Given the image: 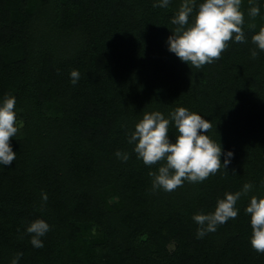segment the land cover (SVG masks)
<instances>
[{
  "label": "trees",
  "instance_id": "obj_1",
  "mask_svg": "<svg viewBox=\"0 0 264 264\" xmlns=\"http://www.w3.org/2000/svg\"><path fill=\"white\" fill-rule=\"evenodd\" d=\"M180 2L0 0V98L15 96L22 122L10 138L16 159L0 165V264L17 252L19 264H264L249 243L247 197L202 239L192 220L246 182L249 196L264 195V52L250 57L264 0L255 19L243 0L247 41H229L200 69L167 50ZM176 107L210 120L208 135L234 156L227 174L152 191L159 165L138 160L126 134L144 112ZM117 150L130 153L126 163ZM37 218L51 226L40 249L24 234Z\"/></svg>",
  "mask_w": 264,
  "mask_h": 264
},
{
  "label": "clouds",
  "instance_id": "obj_2",
  "mask_svg": "<svg viewBox=\"0 0 264 264\" xmlns=\"http://www.w3.org/2000/svg\"><path fill=\"white\" fill-rule=\"evenodd\" d=\"M172 0H154L153 7L167 9ZM243 0H181L171 23L175 26L167 37V50L181 62L195 69L202 68L221 58V54L232 43L247 41L244 30L245 13L241 10ZM247 14L251 19L260 15L259 0H249ZM255 28V25H249ZM255 46L250 50L251 59L258 58L264 52V25L251 36ZM70 82L76 85L80 72H70ZM16 98L6 93L0 98V165L7 166L16 159L10 138L18 134L22 122L17 120L15 111ZM176 129L174 139L169 137V127ZM212 128L196 112L185 107H176L166 117L160 111L144 112L142 118L127 135V143L132 145V152L145 166L159 165L156 171L148 174L152 178V191H174L185 181L202 183L210 175H215L231 164L234 153L224 150L221 143L213 140L208 132ZM114 155L121 162H127L130 153L117 150ZM223 157V162L221 158ZM235 175V171H233ZM254 184L246 182L240 190L225 192L218 197L211 212H198L192 216L197 225L196 238L202 239L208 233L215 232L219 225L235 219L240 209L237 206L242 197L248 198L244 209L251 227L250 246L258 253H264V195H251ZM48 194L41 193V202L46 204ZM51 226L41 218L28 223L24 234L29 237L32 247H44L43 237ZM23 253L17 252L10 264H19Z\"/></svg>",
  "mask_w": 264,
  "mask_h": 264
},
{
  "label": "rangeland",
  "instance_id": "obj_3",
  "mask_svg": "<svg viewBox=\"0 0 264 264\" xmlns=\"http://www.w3.org/2000/svg\"><path fill=\"white\" fill-rule=\"evenodd\" d=\"M111 202H115V199H111ZM173 248H174L173 245H170V246H169V249H170V250H172Z\"/></svg>",
  "mask_w": 264,
  "mask_h": 264
}]
</instances>
